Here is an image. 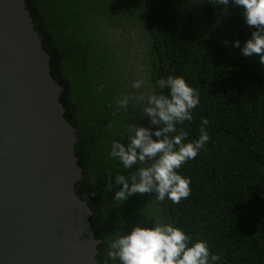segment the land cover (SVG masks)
<instances>
[{
    "label": "trees",
    "instance_id": "1",
    "mask_svg": "<svg viewBox=\"0 0 264 264\" xmlns=\"http://www.w3.org/2000/svg\"><path fill=\"white\" fill-rule=\"evenodd\" d=\"M24 3L49 54L50 74L63 87V115L76 128L73 149L82 176L73 185L92 211L88 221L100 239L96 260L103 262L110 240L137 224L154 227L156 220L181 228L190 243L207 242L219 257L209 258L210 264H264V65L258 54L242 53L256 30L246 23L243 7L233 0L227 6L210 0H125L133 23H141V61L151 92L168 94L157 81L169 76L184 77L199 92L193 120L178 124L173 135L184 131L185 142L195 141L206 118L210 139L177 170L191 178L188 198L176 204L167 197L156 200L155 192L137 193L120 203L113 199L123 187L115 175L130 169H122L109 152L113 140L127 144L128 125L114 101L124 94L119 76L104 70L112 55L98 49L116 28L94 18L98 9L87 0H78L73 10L68 0ZM114 26L120 29L114 34H127L123 22ZM237 40L240 47L234 46ZM102 164L112 168L113 187L107 191Z\"/></svg>",
    "mask_w": 264,
    "mask_h": 264
},
{
    "label": "water",
    "instance_id": "2",
    "mask_svg": "<svg viewBox=\"0 0 264 264\" xmlns=\"http://www.w3.org/2000/svg\"><path fill=\"white\" fill-rule=\"evenodd\" d=\"M48 59L24 0H0V264H102Z\"/></svg>",
    "mask_w": 264,
    "mask_h": 264
},
{
    "label": "clouds",
    "instance_id": "3",
    "mask_svg": "<svg viewBox=\"0 0 264 264\" xmlns=\"http://www.w3.org/2000/svg\"><path fill=\"white\" fill-rule=\"evenodd\" d=\"M213 4L227 6L229 0H210ZM244 9V17L249 26H254L251 38L242 47L245 56L258 54L264 65V0H233ZM227 11V8H224ZM240 47V41L234 42ZM143 80H135L132 88L140 89ZM157 84L161 89L167 87L168 94L150 93L143 107V115L150 118V124L158 126H135L127 136L129 143L113 140L109 156L118 159L122 169L139 167L131 175L116 172L115 183L123 185L113 197L118 202L126 201L133 194L155 192V199L164 201L167 197L179 204L191 195V178L178 173V169L187 161L194 159L200 149L210 139L205 126L209 121L201 122L200 136L195 141L185 142L187 132L178 135L177 125L192 121V110L200 103L199 92L191 87L182 76L160 79ZM137 105L145 101L143 94L128 93L116 99V104L125 109L130 102ZM171 134V135H170ZM153 135L157 139H153ZM123 138V137H122ZM113 187L112 172H108L106 191ZM219 259L213 255L207 242L198 240L190 243V237L179 227L155 220L154 227L135 225L127 234H120L109 241L108 251L102 264L119 261L120 264H210Z\"/></svg>",
    "mask_w": 264,
    "mask_h": 264
},
{
    "label": "flooded vegetation",
    "instance_id": "4",
    "mask_svg": "<svg viewBox=\"0 0 264 264\" xmlns=\"http://www.w3.org/2000/svg\"><path fill=\"white\" fill-rule=\"evenodd\" d=\"M128 28V26H127ZM110 28H107L106 31L109 32ZM113 31L119 32L120 29L116 28ZM127 32L126 38H110V41H107L99 46V50L104 51L106 54L112 55V60H110L104 67V70L108 75L117 74L119 76V83L122 93L124 95L132 92L137 95L143 94L145 96V101L141 102L139 105L136 104L135 101L129 103L127 108L120 109V117H122L124 124L128 125L129 134L132 132V129L135 126H144L149 127L153 131L158 126H153L150 124V118L144 116L143 107L146 104V98L151 92V88L149 86V81L146 75V71L143 69L142 61H141V53H142V40H141V23L136 20L134 24V29L131 28L125 29ZM99 66V64H96ZM90 64L88 63V69ZM143 80L145 84L140 89L132 88V84L135 80ZM117 98L114 99L116 101ZM108 107V111L110 113L115 112V109L112 106L110 101L106 102ZM130 113V115H128ZM109 132V131H108ZM113 133L109 132V136ZM102 140L106 139V136L102 135L100 137ZM153 139H157L153 135ZM129 143V139H127V144ZM126 144V145H127ZM118 160V159H117ZM119 161V160H118ZM120 162V161H119ZM100 164V163H99ZM103 165V172L106 174L112 168L108 165ZM139 165H134L127 175H131L132 171H135ZM126 175V176H127ZM82 176V173H81ZM95 178L91 180L93 183Z\"/></svg>",
    "mask_w": 264,
    "mask_h": 264
},
{
    "label": "rangeland",
    "instance_id": "5",
    "mask_svg": "<svg viewBox=\"0 0 264 264\" xmlns=\"http://www.w3.org/2000/svg\"><path fill=\"white\" fill-rule=\"evenodd\" d=\"M78 0H68L67 8L69 10H73L77 7ZM87 3L92 9H98V12L93 15L98 21L103 22L107 25L112 26L113 28H117L114 25L121 21L131 30L134 29L133 17L130 14V11L126 7L125 0H112L110 3L109 0H87ZM127 26H124L127 28ZM127 28V29H128ZM114 38H126L127 34H114L111 32ZM119 83V82H118Z\"/></svg>",
    "mask_w": 264,
    "mask_h": 264
}]
</instances>
